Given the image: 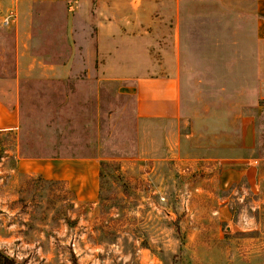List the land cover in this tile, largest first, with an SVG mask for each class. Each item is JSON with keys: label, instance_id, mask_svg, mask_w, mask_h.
Wrapping results in <instances>:
<instances>
[{"label": "rangeland", "instance_id": "374dc122", "mask_svg": "<svg viewBox=\"0 0 264 264\" xmlns=\"http://www.w3.org/2000/svg\"><path fill=\"white\" fill-rule=\"evenodd\" d=\"M153 8L139 6L137 37L104 39L119 68L105 77L174 75L175 116L139 117L117 81L95 87V40L77 32L69 81L27 87L19 150L16 133L0 132V264H264V179L219 181L264 160L252 17L236 0H181L149 26ZM17 153L96 158V197L13 171Z\"/></svg>", "mask_w": 264, "mask_h": 264}, {"label": "crops", "instance_id": "0c3cea01", "mask_svg": "<svg viewBox=\"0 0 264 264\" xmlns=\"http://www.w3.org/2000/svg\"><path fill=\"white\" fill-rule=\"evenodd\" d=\"M181 0H0V132L16 133V151L19 150L18 130L22 127V111L27 87L53 86L66 83L76 72L77 32L89 40L94 38V67L103 78L93 81L99 87L105 81H117L134 95V111L139 117L172 118L176 114V79L170 73L142 75L126 80L106 78L111 68L112 53L108 54L104 39L110 42L123 37H137L140 29L139 6L154 7L148 15L150 22L161 16L157 9L167 14V6H178ZM252 17V40L255 45V71H264V0H236ZM57 6H62L58 14ZM126 7L122 13V7ZM9 14V15H7ZM5 22H3L4 16ZM162 18L165 19L166 16ZM93 22H91V18ZM82 21L78 23V20ZM124 19L125 24H124ZM143 26V25H142ZM144 30V26H143ZM48 33H58L54 40ZM147 34L149 30H144ZM49 38L48 41L43 39ZM64 45H60V43ZM48 45V46H47ZM44 47V48H43ZM113 53L116 47L113 46ZM10 53L8 65L5 55ZM85 53V52H84ZM117 62V60H116ZM115 62V63H116ZM118 63V62H117ZM122 67V66H120ZM123 69V68H122ZM137 71V67H127ZM84 73L88 69L84 67ZM257 84L264 86V75H258ZM72 85V84H71ZM264 97V96H263ZM243 140L251 148L252 134L244 131ZM263 158L254 159L253 165L241 168L227 167L219 172V181L227 186L244 177L255 189L264 179L261 169ZM13 171L35 174L45 180L63 181L79 199L92 200L98 191V160L94 157H27L15 156Z\"/></svg>", "mask_w": 264, "mask_h": 264}, {"label": "built area", "instance_id": "2783aa9c", "mask_svg": "<svg viewBox=\"0 0 264 264\" xmlns=\"http://www.w3.org/2000/svg\"><path fill=\"white\" fill-rule=\"evenodd\" d=\"M6 18L3 19V22H5Z\"/></svg>", "mask_w": 264, "mask_h": 264}]
</instances>
